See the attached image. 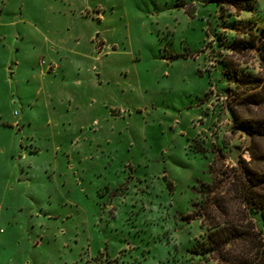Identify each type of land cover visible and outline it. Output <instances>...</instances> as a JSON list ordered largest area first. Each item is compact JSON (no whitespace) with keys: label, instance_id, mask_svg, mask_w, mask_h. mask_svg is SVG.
I'll use <instances>...</instances> for the list:
<instances>
[{"label":"rangeland","instance_id":"1","mask_svg":"<svg viewBox=\"0 0 264 264\" xmlns=\"http://www.w3.org/2000/svg\"><path fill=\"white\" fill-rule=\"evenodd\" d=\"M263 28L264 0H0V264H197L244 217Z\"/></svg>","mask_w":264,"mask_h":264},{"label":"trees","instance_id":"2","mask_svg":"<svg viewBox=\"0 0 264 264\" xmlns=\"http://www.w3.org/2000/svg\"><path fill=\"white\" fill-rule=\"evenodd\" d=\"M218 2L233 8L237 13L255 8V0ZM260 36L264 38V28ZM235 82L251 91L245 97V106L264 111V75H236ZM230 113L234 126L249 136L251 144V162L241 158L237 160L239 175L234 174L236 180L231 183L239 192L244 217L239 223L233 220L213 223L195 241L190 254L199 259L197 264H264V152L254 146L257 141H264V116L245 121L239 119L232 109ZM210 172L212 180L209 184H200L199 202L195 204V215L199 219L209 206L210 196L218 190L220 184L226 182L225 178L218 182L214 180L213 165ZM230 178L227 176V181Z\"/></svg>","mask_w":264,"mask_h":264}]
</instances>
